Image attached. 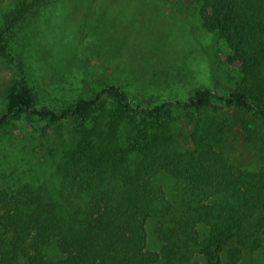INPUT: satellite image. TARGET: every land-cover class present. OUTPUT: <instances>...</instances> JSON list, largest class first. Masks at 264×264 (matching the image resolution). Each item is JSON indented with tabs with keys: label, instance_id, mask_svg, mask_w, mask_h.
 I'll use <instances>...</instances> for the list:
<instances>
[{
	"label": "trees",
	"instance_id": "obj_1",
	"mask_svg": "<svg viewBox=\"0 0 264 264\" xmlns=\"http://www.w3.org/2000/svg\"><path fill=\"white\" fill-rule=\"evenodd\" d=\"M200 15L237 62L240 83L228 94L200 86L150 107L109 83L56 110L38 107L26 85L9 91L0 128L21 114L82 123L77 144L56 162L60 184L0 187V264H241L263 247L264 167L236 171L204 125L223 134L239 125L249 139L264 129V0H201ZM212 106L222 116L206 117ZM123 124L127 137L115 138L111 129ZM182 126L191 130L185 141ZM160 172L184 180L180 199L154 185ZM149 220L159 249L148 247Z\"/></svg>",
	"mask_w": 264,
	"mask_h": 264
},
{
	"label": "rangeland",
	"instance_id": "obj_2",
	"mask_svg": "<svg viewBox=\"0 0 264 264\" xmlns=\"http://www.w3.org/2000/svg\"><path fill=\"white\" fill-rule=\"evenodd\" d=\"M200 5L201 0H0V115L9 91L21 85L33 90L38 107L56 110L95 98L109 83L124 88L135 105L150 107L186 99L200 86L228 94L240 83L237 62L225 39L205 27ZM215 107L205 116L216 117L221 111ZM94 116L96 111L86 127ZM81 123L14 116L0 128V187L60 184L56 162L77 144L80 133L74 130ZM129 128L123 124L112 135L125 139ZM182 128L177 131L185 141L191 130ZM204 128L226 147L236 171L264 167V129L249 139L239 125L225 126L224 134L209 122ZM153 181L172 200L185 192L184 180L165 172ZM155 225L146 223L151 249L161 246ZM241 264H264V244Z\"/></svg>",
	"mask_w": 264,
	"mask_h": 264
}]
</instances>
